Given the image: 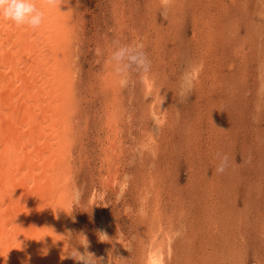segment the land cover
Masks as SVG:
<instances>
[{"label":"rangeland","instance_id":"374dc122","mask_svg":"<svg viewBox=\"0 0 264 264\" xmlns=\"http://www.w3.org/2000/svg\"><path fill=\"white\" fill-rule=\"evenodd\" d=\"M73 11L67 256L150 264L158 247L167 264H264V0H170L166 20L161 0ZM131 43L151 70L121 87L107 60ZM190 66L193 93L178 97Z\"/></svg>","mask_w":264,"mask_h":264},{"label":"bare ground","instance_id":"6f19581e","mask_svg":"<svg viewBox=\"0 0 264 264\" xmlns=\"http://www.w3.org/2000/svg\"><path fill=\"white\" fill-rule=\"evenodd\" d=\"M35 3L37 29L0 18V264H65L69 253L73 0ZM147 257L167 264L158 247Z\"/></svg>","mask_w":264,"mask_h":264},{"label":"clouds","instance_id":"9594fccd","mask_svg":"<svg viewBox=\"0 0 264 264\" xmlns=\"http://www.w3.org/2000/svg\"><path fill=\"white\" fill-rule=\"evenodd\" d=\"M45 2L47 6H55L58 0H45ZM169 4L170 0H161V16L165 20ZM44 15L45 13L36 6L35 0H0V18L14 22L17 26L37 29L43 23ZM117 44L120 42L117 41ZM143 49L142 43L121 44L110 53L107 62L114 65V71L120 77L121 87L127 86L130 73L135 72L143 79L150 72L151 62ZM198 72L199 69L195 66H190L184 71L180 79L178 97H184L193 91ZM216 159L218 162L214 174H223L230 166L229 157L218 153ZM68 257L77 261V264H97L99 261L93 253L87 251V247L83 253L73 249Z\"/></svg>","mask_w":264,"mask_h":264}]
</instances>
